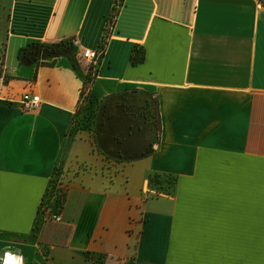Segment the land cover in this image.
Wrapping results in <instances>:
<instances>
[{"label": "crops", "instance_id": "obj_1", "mask_svg": "<svg viewBox=\"0 0 264 264\" xmlns=\"http://www.w3.org/2000/svg\"><path fill=\"white\" fill-rule=\"evenodd\" d=\"M120 2L0 0V264H264V0ZM102 45L93 98L152 94L158 114L157 132L119 117L120 163L70 132L88 76L75 58ZM58 166L70 186L44 214ZM155 174L176 178L170 195Z\"/></svg>", "mask_w": 264, "mask_h": 264}, {"label": "rangeland", "instance_id": "obj_2", "mask_svg": "<svg viewBox=\"0 0 264 264\" xmlns=\"http://www.w3.org/2000/svg\"><path fill=\"white\" fill-rule=\"evenodd\" d=\"M1 39L2 36L0 35V72L3 71V42ZM35 47L39 57H44V52L49 54L60 53L64 48L61 45L53 46L46 45L44 43H37ZM75 59L78 61V63L88 67L89 82H86L84 87V91L82 93V97L78 105L70 132L74 135L78 134L79 132L90 134L94 144L96 145V151H98L106 161L120 163V157H122V155L116 151L117 149L121 148L120 145L116 144L120 142V139L114 137L116 128L119 127V124L116 122V120H114V122L112 117L115 115H121L123 117L130 116L136 121L134 125L130 124V127H133V129H140L144 117L148 118L155 115V99L153 96H151L152 94H150V97L146 98V101H143L142 98H140V95L136 94L137 91H123L105 97L99 101L95 100L90 91V84L93 79L92 74L95 72V66L80 57ZM107 124H109L108 127L110 131L109 133L107 132L105 134L102 132V129L106 128ZM99 139L101 140L100 143ZM116 139L118 140L116 141ZM107 147L110 148L109 152ZM113 169L115 170V168ZM82 170H88V165L82 164ZM69 186L70 182L67 180L66 171L62 167H55L52 173L50 191L44 202V214H46L45 211H48V209H50L51 212H54L53 210H55V200H62Z\"/></svg>", "mask_w": 264, "mask_h": 264}, {"label": "trees", "instance_id": "obj_3", "mask_svg": "<svg viewBox=\"0 0 264 264\" xmlns=\"http://www.w3.org/2000/svg\"><path fill=\"white\" fill-rule=\"evenodd\" d=\"M121 4H122V0L119 3L118 7H120ZM115 14H117V12H115ZM36 44H32L29 47H27L26 49L22 50V53H26V54L30 55V57H33L34 60H40V59L41 60H48L50 58H56V57L60 56L61 53H62V52H60V53H57V54H49L47 52H44V54H45L44 57H39V54L37 53V49L35 47ZM46 45H49V44H46ZM52 45L53 46L61 45L62 47H64L62 49V51H70L71 49H73L72 44H71L70 41H65V42H62V43H59V44H52ZM100 49L102 50V54H103L104 45H102V47H100ZM144 57H145L144 49L142 47L135 46L133 48L132 52H131V55H130V63L132 65L140 64V63H142L144 61ZM86 82L87 83L89 82V77L88 76L86 77V81L84 83V87L86 85ZM84 87H83L82 92H81V97H82V93L84 91ZM81 97H80V100H81ZM140 108H143V107H140ZM154 114L155 115L152 116V117H148V118L144 117L143 120H142V123L146 124L147 122H150L151 125H154V130L157 132L158 131V114H157V110H156V104L154 106ZM119 117H123V116L115 115V116L112 117V120L114 121V120L118 119V120H116V122H117L120 119ZM123 118H128L127 120H128L129 126H128L127 131H131L133 129V127H130V124L134 125L136 123V121L133 118H131L130 116L129 117H123ZM108 126H109V124L106 125V128L102 129L103 133H105V134L107 132L109 133L110 129H109ZM114 137L120 139V142L116 143L117 145H121L122 143H125L126 140H128V135L127 134L123 135L121 133H116L115 132V136ZM117 140L118 139H116V141ZM100 142H101V140L99 139V143ZM116 151L119 152V154L122 155V148L117 149ZM148 182H149L150 185H152V187L154 188V190L156 192L163 193V194H166V195H170L171 191L174 188V185H175V182H176V178L174 176H171V175H158V174H155V175H152V176L149 177ZM51 183H52V180H51ZM50 186H51V184H50ZM46 195H47V193H46ZM62 201H63V199L62 200L60 199V201L55 200V203H54V209L55 210H53L54 213L61 207ZM40 218L41 219L44 218L42 214H41Z\"/></svg>", "mask_w": 264, "mask_h": 264}, {"label": "built area", "instance_id": "obj_4", "mask_svg": "<svg viewBox=\"0 0 264 264\" xmlns=\"http://www.w3.org/2000/svg\"><path fill=\"white\" fill-rule=\"evenodd\" d=\"M101 55H102L101 49H97V50L85 49L80 54V58H82L83 60H86V61L90 62L91 64H93L94 66H96ZM20 103H21L23 111H32V110H35L36 108H38V106L40 104V99L38 96H35L31 93H24L21 97ZM49 191H50V189H49ZM49 191L47 192L46 197L42 201V205H41L42 211L44 209V202H45L46 198L48 197ZM48 210L50 213L51 210L50 209H48ZM53 218L56 221H59V217H53Z\"/></svg>", "mask_w": 264, "mask_h": 264}]
</instances>
